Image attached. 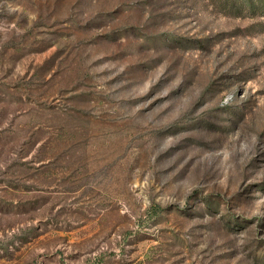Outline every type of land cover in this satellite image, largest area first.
<instances>
[{
	"label": "rangeland",
	"instance_id": "1",
	"mask_svg": "<svg viewBox=\"0 0 264 264\" xmlns=\"http://www.w3.org/2000/svg\"><path fill=\"white\" fill-rule=\"evenodd\" d=\"M0 264H264V0H0Z\"/></svg>",
	"mask_w": 264,
	"mask_h": 264
}]
</instances>
